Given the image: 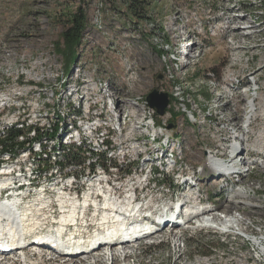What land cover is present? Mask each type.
<instances>
[{
    "label": "rangeland",
    "instance_id": "rangeland-1",
    "mask_svg": "<svg viewBox=\"0 0 264 264\" xmlns=\"http://www.w3.org/2000/svg\"><path fill=\"white\" fill-rule=\"evenodd\" d=\"M147 1L152 5L149 12L151 21L143 22L138 27L130 23L125 11V0L81 2L80 5L87 9V26L81 45L70 62L60 53L62 51H57L63 29L60 18L63 9L73 10L79 5L78 0H0V137L3 136L2 127L6 128L12 122H21V119L26 121V125L36 124L48 132L46 129L61 122L55 118L53 111L61 116L59 111L62 114L68 111L71 113L73 108H78L81 114L77 120L81 121L73 126V132H68V129H71L75 116H69L68 127L62 129L59 126L60 129L54 138L58 134L65 138L75 135L76 128L81 127L83 130L86 120L97 119L101 113L98 118H104L102 124L105 127L95 131V134H89L84 129L80 138L86 139H82V144L76 146H82L83 149L90 146L95 149L100 142L99 138H109L113 142L122 141L123 138L122 142L127 145L126 151L132 152L137 146L134 150L135 157L139 154H142L139 156L142 157L151 154L154 146L151 139L156 138L160 132L163 136L173 135L175 142H170L167 149L178 152L177 157L173 156L179 160V164L173 166L176 179L184 171L192 174L194 165L202 166L210 151L219 153L215 154L216 159H226L222 154L223 141L227 140L225 144H229V138H216L215 131L218 126L206 123L199 128L192 127L185 122L184 117L182 119L179 114H174L171 82L164 75V56L157 50L174 53L176 57L179 56V61H187L185 75L181 77V81L185 76L190 78L208 69L220 72L228 63V58L236 46L244 48L237 53L244 54L241 56L242 64H250L253 68L261 65L264 70L263 2ZM194 41L203 43L208 48L198 63L187 59L192 50H189L187 56L182 55V50L193 47ZM250 55H253V60L246 63ZM153 89L165 92L171 98V109H167L168 113L159 116L153 114L146 106L145 110L141 106H135L136 102L144 105L145 96ZM197 95L199 94L192 93L194 105L207 103L202 95ZM109 97L116 107V115L108 112L107 107H111ZM213 103L219 104L220 100L211 99L209 104ZM240 113H236L237 120ZM152 122L154 128L143 126ZM254 126L257 132L263 131L258 127V123L254 122ZM174 128H178V134ZM223 131L226 132V128L221 129L222 134L226 136ZM261 139L259 138V141ZM247 140V145H251L253 139ZM44 142L48 145L52 143L49 140ZM19 153L13 159L12 165L15 168L25 165V169H29L39 164L38 157H32L26 149L20 150ZM255 155L252 151L244 155L253 164L240 168L242 173L237 177L238 180L234 179L228 183L219 179L211 181L212 177L204 178L200 184L205 190L198 194L202 204L205 202L204 206L206 202H209L208 207L219 204V210L215 209L214 212L221 210L218 212L221 217L225 214H235L244 219L243 227H247L245 233L236 227L226 230L227 232L209 227L196 228L193 224L195 219L180 229L161 226L162 230L166 229L151 236L153 243H150V239L147 243L140 240L130 245L126 262L121 261L125 256L121 257L120 252L119 262L112 263L109 259L104 264H264V254L261 250V244L264 245V158L260 160L259 156ZM39 166L48 168L49 164L40 163ZM204 172L201 170L199 174ZM44 178L45 176L39 184L43 185L46 181ZM123 178V182H129L125 183L128 186H122L123 192L125 189L131 190L141 185L134 183V180L127 176ZM174 179L166 177L160 183L153 180L144 182L145 186L150 187L147 191L153 194V200L149 201L157 204L163 199H171V191L167 186ZM130 184L133 187H130ZM178 184L173 181L174 186ZM115 185L119 186L118 183ZM111 188L112 185L108 184V190ZM140 193L144 195L145 190ZM44 219L45 217H41L40 221ZM219 221L224 223L225 220L221 218ZM105 247L107 246L103 248ZM24 254L35 264L73 263L70 260L62 261L59 257H51L53 255L44 252L41 257L31 251H24ZM100 254L102 253L85 258L83 264H95L94 261L101 257ZM25 262L24 264H29L28 261ZM0 264L21 263L9 261L5 256Z\"/></svg>",
    "mask_w": 264,
    "mask_h": 264
},
{
    "label": "bare ground",
    "instance_id": "bare-ground-1",
    "mask_svg": "<svg viewBox=\"0 0 264 264\" xmlns=\"http://www.w3.org/2000/svg\"><path fill=\"white\" fill-rule=\"evenodd\" d=\"M194 43L193 47L182 50V55L187 56L189 50H192V54L187 59L197 62L207 53L208 48L205 44L198 41H194ZM234 48L235 51L231 52L232 54L229 56V61L224 66L222 73H218L214 69H208L190 78L185 76V78H182L184 79L183 81H181V77L185 75V63L187 61H179V56L176 57L174 53H169L168 51V53H165L166 51L164 52L163 49L160 54L164 56L162 57L164 58L163 64L166 66L164 74L166 79L171 82L170 93L173 102L175 101L174 108L172 107L174 114H179L182 119L184 117L185 122L192 127L199 128L206 123L218 126L219 128H216L215 131L216 138L221 136V138H229V144H225L227 140L223 141L222 154L227 157L226 159H216L214 156L219 153L210 151L207 153L206 161L202 163V166L194 165L192 174L184 171L176 179L175 173L173 174V166L179 164V160L174 159L173 156L177 157L178 152L171 148L167 149L170 142L174 144L175 138L169 134L168 136H163L162 132H160L155 136L156 138L153 137L151 139L154 144L151 154H143L145 156L142 157H139L142 154L135 157L134 150L137 146L134 147L132 152H127V145L121 140L113 142L109 138H99L100 142L97 148L85 147L89 154L84 162L81 164L63 163V160L59 158L60 156L53 148L52 144L54 142L52 141L48 145L44 142L45 140L37 141V139H34L36 134L34 129H32L26 134L19 135L18 139L27 141V146L21 150L26 149L29 155L38 157L39 164L34 168L25 169V165L15 168L12 165L13 159L17 157L15 155H19L20 150L13 153L0 150V244L4 246L10 245V243L15 244L17 233L20 234L19 237L21 239L28 234L39 239L54 237L52 244H55L54 242L59 243L60 252L65 254L56 256L47 247L39 246L38 244H29L23 249V254L26 250L31 252L40 251L41 253L44 252L48 255L59 257L62 261L70 260L73 262L72 264H83L85 258L96 253H102L100 254L101 257L99 259L96 258L94 262L95 264H104L109 259L112 260V263L119 262L118 258L121 252V257L125 256L121 261L126 262L130 254V251L127 250L130 248L128 242L123 245L118 244V242L114 245L112 243L122 235L128 236L133 235V233L144 235L151 229L158 228L160 230L155 233L157 234L166 228L173 229V225L177 226L182 222L181 212L180 214L178 213L180 209H174L173 201L186 202L188 206L192 207V210L190 208H185L184 210L187 218V214L193 212V210L205 208L201 212L194 213V217L188 221L189 223L195 219L196 221L193 224L196 228L209 227L220 232H227L226 230L236 227L245 233L244 231L247 227H243L245 224L244 219L242 220L235 214H225L221 217L218 213L221 210L214 212L215 209L219 210V204H215L214 207H206L209 202H206V206H204L205 202L202 204L198 195L205 190L200 184L204 178L212 177L211 181L219 179L221 182L227 181L228 183L234 179L238 180L237 177L242 173L240 168L253 164L244 156L248 152L252 151L259 156L260 160L264 158V110H262L264 107V97L262 96L264 95V70L261 65L253 68L250 64H242L241 56L244 54L237 53L244 48L242 46ZM252 56H248L249 60L246 63L253 60ZM192 93H198L199 95L197 96L202 95L207 103L201 106L194 105ZM211 99L212 101L213 99L220 100V103L209 104ZM170 100L171 98L167 109H171ZM109 103H111V107H107L108 112L116 115V107L110 97ZM143 103L144 105L136 102L135 106H141L143 110H145L146 106L151 109L153 114L156 113L154 109L148 106L145 100ZM167 109L162 115L168 113ZM239 111L241 113L237 120L236 113L238 114ZM244 113L245 116H243ZM80 114L74 117L71 129L69 128L68 132H73V126H76V123L81 121V119L77 120ZM100 116L101 113L98 114V117ZM98 117L92 121H85V128H83L89 134H95V131L105 127L102 124V119L104 118L99 120ZM253 121L258 123V127L263 129V131L257 132ZM25 122L24 119H21V122H12L6 128L2 127V137L5 136L6 131L11 127H20L25 130L29 126L36 125H26ZM36 126L40 130H44L38 125ZM143 126L154 128V123ZM223 128H226V132L223 131L226 136L221 132ZM83 130H81V127L80 129L76 128V134L68 135L67 138L61 137L59 134L61 137L60 142L67 147L72 143L80 146L82 144L81 140L86 139L80 138V133H84L81 132ZM46 131H50V127ZM175 131V133H179L178 128ZM103 137H106V135H103ZM70 138L72 140H69ZM247 138L253 139L251 145H247L249 141ZM259 138L262 139L259 141ZM16 152L18 153L14 154ZM4 155L7 156L3 158ZM40 163H48L49 167H40ZM256 163L259 164L258 159H256ZM141 164H144V166ZM75 165L76 168H74ZM67 167L74 169H67ZM90 167L98 170V173L81 172V170H87ZM109 169L129 170V174H122V183H119V176L109 174ZM53 170L55 171L53 172ZM201 170L205 172L199 174ZM43 176H45L44 179L46 181L42 185L39 184V181L43 179ZM123 176H127L132 180L139 179V181L146 183L151 180L160 183L166 177L175 178L167 186L168 190L171 191V199H163L159 203L154 204V201H149L153 200V194L147 191L150 187L149 185L148 187L145 186L146 184H144V187H141V185L133 187L130 184V187L133 188L131 190L125 189L123 192L122 186L125 183H129L122 181L124 179ZM173 181L179 184L174 186ZM234 182L237 183L238 181ZM116 183L119 186H116ZM214 183L216 184V182ZM108 184L112 185L111 189L117 194L109 191L111 189L108 190ZM222 186L224 185L222 184ZM142 190H145L144 195L140 193ZM75 191L77 197H70V192ZM99 191H102V195ZM88 194L91 197H88ZM118 194H123V196ZM197 195L198 199L196 198ZM62 202L66 205H62ZM56 205H59V208H56ZM75 211L78 217L75 216ZM208 211H211V213ZM88 215H91V219L81 218L88 217ZM147 216L148 220L145 221ZM41 217H45L44 221H40ZM221 218H224V223L219 221ZM46 220L60 221V224L50 223L49 233V230H45L41 223L46 222ZM91 220L96 222H91ZM185 224L184 219V226ZM161 226L166 228L162 230ZM175 229H180V227ZM80 236H85V238H80ZM150 237H145V242ZM4 238H7V240H3ZM37 245L40 248L35 247ZM104 246L107 247L103 248ZM115 250H118V252ZM261 250L264 254V245L262 244ZM3 255L6 256L5 254ZM27 257L24 254V261H28L29 264H35V262L31 263L32 259L29 260Z\"/></svg>",
    "mask_w": 264,
    "mask_h": 264
},
{
    "label": "trees",
    "instance_id": "trees-1",
    "mask_svg": "<svg viewBox=\"0 0 264 264\" xmlns=\"http://www.w3.org/2000/svg\"><path fill=\"white\" fill-rule=\"evenodd\" d=\"M79 5L75 6L73 10H69L68 8L63 9V13L61 14L60 21H62V31L60 33L61 43L57 45L59 47L57 51H62V55L65 58H68L70 62H72L77 48L81 45L83 33L87 26V9L86 7H82L81 2L84 0H78ZM264 5V0H262ZM152 5L147 0H125V11L126 14L131 21L130 23L133 26H139L141 23L146 22L149 23L151 21V17L149 12L151 11ZM61 48V50H60ZM155 50V48H153ZM160 54L161 50H157ZM56 119H60V123L53 124L50 127V131L45 132L44 130H40L36 125L29 126L25 130H22L20 127H11L5 133V136L0 138V150L8 151L13 153L15 151L21 150L27 146V141L18 139V136L21 134H26V132L34 129L37 141L49 140L54 143L53 148L55 152L60 156L63 160V163L69 162L70 164H81L87 159L89 153H87L86 148L83 149L82 146L78 147L75 143H72L67 147L62 142H60L61 137L58 136L56 138L55 135L58 133L59 126L62 129L66 128L68 125V117L76 116L79 114V109L73 108V112L69 113L64 112L61 116L55 111H53ZM30 145V144H29ZM18 152L14 153L17 154ZM65 167V166H64Z\"/></svg>",
    "mask_w": 264,
    "mask_h": 264
},
{
    "label": "built area",
    "instance_id": "built-area-1",
    "mask_svg": "<svg viewBox=\"0 0 264 264\" xmlns=\"http://www.w3.org/2000/svg\"><path fill=\"white\" fill-rule=\"evenodd\" d=\"M223 72V68L220 70V72L218 73H222ZM165 75V74H164ZM170 99V98H169ZM175 102V101H174ZM1 115V114H0ZM122 141H124V139L122 138ZM206 161V158L205 160ZM82 173H86V172H97L98 173V170H95L93 168H88L87 170H81ZM109 174H114L116 176H119V183H122L121 182V175L122 174H129V170H117V169H109ZM2 176V175H1ZM102 176H106V175H102ZM134 183H141V187H144V182H139V179H134ZM88 185H92V184H88ZM124 185V184H123ZM79 186V185H77ZM124 186H128V185H124ZM111 192H113V189L109 190ZM99 193H101L102 195V191H99ZM114 194H117L116 192H113ZM119 196H123V194H118ZM70 197H77L76 195V191L75 192H70ZM88 197H91L90 194H88ZM68 201V200H67ZM62 205H66L65 203L62 202ZM56 208H59V205H56ZM75 216H77V213L75 211ZM102 216V215H101ZM81 218H90L91 219V215H88V217H81ZM91 222H96V221H92ZM44 229L45 230H49V233H50V223H57V224H60V221H47L46 222H41ZM80 238H85V236H80ZM79 244V243H78ZM107 244H108V239H107Z\"/></svg>",
    "mask_w": 264,
    "mask_h": 264
},
{
    "label": "water",
    "instance_id": "water-1",
    "mask_svg": "<svg viewBox=\"0 0 264 264\" xmlns=\"http://www.w3.org/2000/svg\"><path fill=\"white\" fill-rule=\"evenodd\" d=\"M160 77L161 75L158 76V78ZM145 101L147 102L148 106L154 109L158 115H162L169 104L168 94L157 89H153L148 92L145 96Z\"/></svg>",
    "mask_w": 264,
    "mask_h": 264
}]
</instances>
